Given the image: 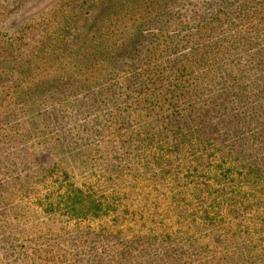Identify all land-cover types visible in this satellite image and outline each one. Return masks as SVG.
Segmentation results:
<instances>
[{
    "label": "rangeland",
    "instance_id": "rangeland-1",
    "mask_svg": "<svg viewBox=\"0 0 264 264\" xmlns=\"http://www.w3.org/2000/svg\"><path fill=\"white\" fill-rule=\"evenodd\" d=\"M55 2L0 0V239L7 236L15 246L71 252L85 247L96 253L112 245L109 240L151 238L152 246H137L134 253L138 264H155L147 251L160 248L162 238L170 237L172 248L182 247L192 257L203 252L211 258L242 237L239 242L248 244L256 260L264 262V183L249 182L237 169L225 175L218 166L223 159L230 161L227 150L197 140L180 146L169 141L161 152L154 148L143 156L138 149L125 156L123 148H113L109 142L114 141L116 128L124 129L120 136L125 138L139 134L145 125L118 122L115 99L100 96L99 87H81L77 80L84 78L77 74L83 69L69 60L102 9L72 23L59 48L50 53L57 60L47 62L40 50L52 48L50 40L59 33L57 23L77 9L53 7ZM173 2L170 11L178 18L165 30L152 24L142 27L143 40L126 60L131 73L145 64L156 39L179 43L167 60L193 52L194 41L187 40L189 34L197 35L196 22L209 10L208 0ZM131 30L129 22L114 24L102 31V37L117 47L123 33ZM162 33L164 38L157 37ZM204 38L209 47L227 45L219 32ZM237 54L236 64L243 65L245 53ZM105 68L113 73L112 66ZM101 71L102 66H97L87 76ZM50 72L62 75L52 82ZM124 89L120 82L114 87L118 97ZM92 122L98 123L95 131L90 129ZM39 130L91 136L90 145L81 140L78 145L55 147L41 142ZM158 158L159 164L152 162ZM72 188L106 201L109 212L95 218L69 213L63 198ZM8 243L3 244L4 251ZM72 254H67L68 261Z\"/></svg>",
    "mask_w": 264,
    "mask_h": 264
},
{
    "label": "trees",
    "instance_id": "trees-1",
    "mask_svg": "<svg viewBox=\"0 0 264 264\" xmlns=\"http://www.w3.org/2000/svg\"><path fill=\"white\" fill-rule=\"evenodd\" d=\"M172 3L173 0H56L53 7L77 9L67 12L57 23L59 33L50 40L52 48L42 49L39 53L47 62L57 60L50 53L59 48L67 28L79 17L96 8L102 9L89 26V33L71 50L69 60L83 69L77 74L84 78L77 80L79 85L82 83L81 87L100 88V96L115 99L113 113L119 118L118 122L145 125L139 134L130 133L125 138L120 136L124 129L116 128L114 141L109 142L111 146L123 148L125 156L135 149L143 156L142 152L154 148L161 152L169 141L180 146L197 140L203 146L216 145L227 150L225 153L230 161L223 159V162L229 166H222L224 163L218 166L225 169V175L237 169L249 182L264 183V0H208L209 10L196 22L197 35L189 34L191 38L187 40L188 44L193 41L195 44L190 56L167 60L169 51L179 43L173 39L170 42L156 39L147 51L145 64L131 73L126 60L143 40L142 27L152 24L165 30L178 18L170 11ZM127 22L133 30L123 33L117 47L103 39L102 31L106 28L114 24L123 26ZM184 23L188 22L184 20ZM218 32L227 40L228 46L224 43L206 45L203 38ZM165 36L162 33L157 37ZM237 52L246 55L243 65L236 64ZM97 66H102L105 72V66H112L113 73L101 71L95 77L87 76ZM50 73L52 82H57L62 75ZM119 82L125 89L118 97L114 87ZM96 124L90 125L92 131ZM154 128L159 130L156 132ZM59 131L39 130L41 142L60 147L78 145L79 141L85 140L83 145H90L91 136L76 137ZM141 134L145 136L141 137ZM161 161L158 158L152 162L159 164ZM63 201L69 213L81 217H99L108 213L111 207L106 201L85 196L81 188L68 189ZM4 237L0 239V264H138L134 253L137 246L147 249L152 246L151 238L124 242L109 240L112 245L96 253L85 247L71 252L63 248L15 246L7 236ZM241 239L236 238L211 258L203 252L192 257L182 247L172 248L170 237L162 238L160 248L147 253L149 261L155 264H264L256 260L257 255H252L253 250L248 244L239 242ZM7 242L4 251L3 244ZM11 248H14L13 252L7 253ZM162 250L165 253L160 256ZM70 253L74 254L68 261L67 254Z\"/></svg>",
    "mask_w": 264,
    "mask_h": 264
}]
</instances>
